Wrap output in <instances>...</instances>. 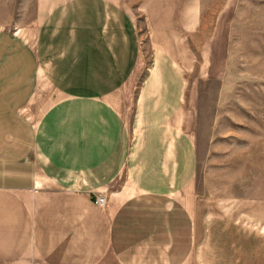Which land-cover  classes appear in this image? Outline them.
Instances as JSON below:
<instances>
[{"label":"crops","instance_id":"crops-1","mask_svg":"<svg viewBox=\"0 0 264 264\" xmlns=\"http://www.w3.org/2000/svg\"><path fill=\"white\" fill-rule=\"evenodd\" d=\"M205 17L37 0L0 26V264H264V202L256 232L198 191V85L227 74L233 11L202 41Z\"/></svg>","mask_w":264,"mask_h":264},{"label":"rangeland","instance_id":"rangeland-1","mask_svg":"<svg viewBox=\"0 0 264 264\" xmlns=\"http://www.w3.org/2000/svg\"><path fill=\"white\" fill-rule=\"evenodd\" d=\"M36 1L0 0V26L32 24ZM203 2L207 27L202 41L225 5L231 6L233 21L226 76L199 80L198 191L216 195L212 199L219 202L231 201L234 220H241V204L247 202L251 230L258 232L264 202V0Z\"/></svg>","mask_w":264,"mask_h":264},{"label":"built area","instance_id":"built-area-1","mask_svg":"<svg viewBox=\"0 0 264 264\" xmlns=\"http://www.w3.org/2000/svg\"><path fill=\"white\" fill-rule=\"evenodd\" d=\"M96 202L99 203V204H104L106 202V196H103V195L98 196L96 198Z\"/></svg>","mask_w":264,"mask_h":264}]
</instances>
